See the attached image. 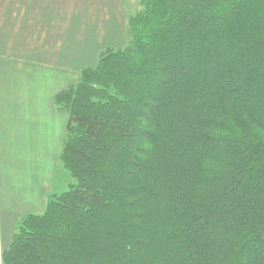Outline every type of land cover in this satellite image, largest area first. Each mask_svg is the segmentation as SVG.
Instances as JSON below:
<instances>
[{
    "label": "trees",
    "instance_id": "obj_1",
    "mask_svg": "<svg viewBox=\"0 0 264 264\" xmlns=\"http://www.w3.org/2000/svg\"><path fill=\"white\" fill-rule=\"evenodd\" d=\"M55 104L74 183L3 264H264V0H139Z\"/></svg>",
    "mask_w": 264,
    "mask_h": 264
},
{
    "label": "crops",
    "instance_id": "obj_2",
    "mask_svg": "<svg viewBox=\"0 0 264 264\" xmlns=\"http://www.w3.org/2000/svg\"><path fill=\"white\" fill-rule=\"evenodd\" d=\"M127 26L123 0H0V264L19 221L72 179L55 97L103 51L125 47Z\"/></svg>",
    "mask_w": 264,
    "mask_h": 264
},
{
    "label": "rangeland",
    "instance_id": "obj_3",
    "mask_svg": "<svg viewBox=\"0 0 264 264\" xmlns=\"http://www.w3.org/2000/svg\"><path fill=\"white\" fill-rule=\"evenodd\" d=\"M124 2V9H125V19L126 20H129L130 16L134 15L137 10L139 9V0H123ZM125 30L128 31V26H127V29L125 27ZM125 31V33L127 32ZM60 176H62V174H60ZM66 178V176H65ZM69 180V181H68ZM66 181L67 183L66 184H63L64 186V189L65 190L66 188V191L69 189V187H67L70 183H74V181L71 179H68L66 178Z\"/></svg>",
    "mask_w": 264,
    "mask_h": 264
}]
</instances>
